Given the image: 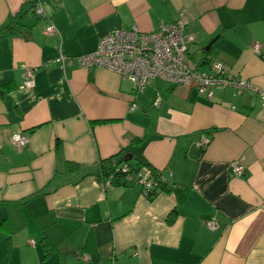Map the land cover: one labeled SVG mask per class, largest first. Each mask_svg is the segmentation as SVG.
Wrapping results in <instances>:
<instances>
[{
	"label": "crops",
	"instance_id": "obj_1",
	"mask_svg": "<svg viewBox=\"0 0 264 264\" xmlns=\"http://www.w3.org/2000/svg\"><path fill=\"white\" fill-rule=\"evenodd\" d=\"M40 1L43 16L33 12L37 0H0V26L23 12L20 32L0 35V264H264L258 91L216 86L204 97L154 78L135 93L118 73L54 59L58 44L77 56L115 30L151 31L184 9L198 70L216 60L264 92V0ZM19 132L25 147L11 141ZM134 154L171 173L149 198L95 171L122 155L137 166Z\"/></svg>",
	"mask_w": 264,
	"mask_h": 264
},
{
	"label": "built area",
	"instance_id": "obj_2",
	"mask_svg": "<svg viewBox=\"0 0 264 264\" xmlns=\"http://www.w3.org/2000/svg\"><path fill=\"white\" fill-rule=\"evenodd\" d=\"M41 1L37 0L34 7L35 14L43 16ZM186 20L185 10L180 9L176 18L170 23H162L151 31H141L136 26L128 29H118L103 36L95 50L77 56H66L57 45V55L54 58L62 64L76 62L83 68L103 67L107 70L118 73L121 78L127 79L135 93L144 91L147 83L154 78L163 80L171 85L190 84L197 93L204 97H211L212 90L216 86L222 88L230 86L237 92L246 89L258 91L264 99V92H261L253 84L236 74L230 72L224 64L213 60L209 62V71L198 70V64L188 54V45L194 39L192 34L185 32ZM57 32L56 27L48 22L44 33L53 36ZM259 43L253 48L258 51ZM24 87H34L33 69L30 66H23ZM160 97L157 94L154 105H158ZM137 108L135 102L130 103V111ZM12 143L17 147H25L28 144L29 136L25 132L15 133L11 136ZM208 143L206 136H201L198 145L205 147ZM231 174L242 176L243 168L236 162H232ZM150 165H142L136 171H130L124 164L120 171L124 173L125 184H136L140 186L141 194L151 197L160 191L162 186L169 184L170 172L163 173L155 170L152 172ZM210 230L217 228L215 217L206 222ZM32 244L33 241H30ZM81 259L87 261L88 256L82 254Z\"/></svg>",
	"mask_w": 264,
	"mask_h": 264
},
{
	"label": "trees",
	"instance_id": "obj_3",
	"mask_svg": "<svg viewBox=\"0 0 264 264\" xmlns=\"http://www.w3.org/2000/svg\"><path fill=\"white\" fill-rule=\"evenodd\" d=\"M34 7H35V5L32 7L33 12H34ZM16 17L18 19H23V12H21L17 16L8 18L7 21L0 26V35L3 33H5L7 35H13V34H17L18 32H20V28L16 27V25L20 23L19 20H16ZM20 25H23V24L20 23ZM138 141H140V140H138ZM134 158L137 160V163H138L137 166H134L130 163L131 158L130 159L127 158V160H124L123 155L119 156L118 159H116V161H114L115 164L110 163V162H112L111 158L105 159V160H99L96 167H95V171H97L99 174L107 173L110 176V181L114 184H125V181L123 180L124 179V173L117 171V169H120L121 166L126 164L128 166V168L130 169V171H136L142 165H149L148 163H146L145 161H143L141 159V156L139 154L136 157L134 154L132 156V159H134ZM122 161H124V164L120 163ZM67 164L74 166V167H77L74 164H72V162H67ZM152 172L154 175L156 174L154 169H152ZM162 188H164V186H162Z\"/></svg>",
	"mask_w": 264,
	"mask_h": 264
},
{
	"label": "water",
	"instance_id": "obj_4",
	"mask_svg": "<svg viewBox=\"0 0 264 264\" xmlns=\"http://www.w3.org/2000/svg\"><path fill=\"white\" fill-rule=\"evenodd\" d=\"M57 1H60V0H53V2H57ZM208 47V45L206 46V48ZM130 157V156H129ZM124 160H127V158L125 157Z\"/></svg>",
	"mask_w": 264,
	"mask_h": 264
}]
</instances>
